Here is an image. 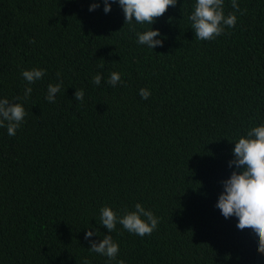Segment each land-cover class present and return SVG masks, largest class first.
Listing matches in <instances>:
<instances>
[{"label": "trees", "instance_id": "trees-1", "mask_svg": "<svg viewBox=\"0 0 264 264\" xmlns=\"http://www.w3.org/2000/svg\"><path fill=\"white\" fill-rule=\"evenodd\" d=\"M237 3L223 4L235 27L199 40L196 0L135 31L118 2L106 14L103 0H0V100L26 111L14 136L0 127V264H264L258 237L216 207L235 142L264 125V0ZM151 27L153 50L136 35ZM32 69L45 75L28 84ZM136 204L158 218L151 235L101 225V208ZM105 235L115 260L89 251Z\"/></svg>", "mask_w": 264, "mask_h": 264}, {"label": "clouds", "instance_id": "clouds-1", "mask_svg": "<svg viewBox=\"0 0 264 264\" xmlns=\"http://www.w3.org/2000/svg\"><path fill=\"white\" fill-rule=\"evenodd\" d=\"M122 8L125 16V24L130 30L135 31L136 24H152L161 17L167 9L175 7L177 0H103L104 12L111 11V4L117 3ZM224 0H196L193 13L189 16L192 22V29L195 37L199 40H213L224 32L223 26L235 27L237 17L229 14L225 17L223 13ZM232 8L239 11L237 0H231ZM99 7V3H93L89 11H94ZM137 43L146 45L150 49L163 46V41L156 39L160 36L158 30H147L137 32ZM31 43H34L32 41ZM28 84L41 79L45 72L41 69L25 70L21 73ZM60 74L57 73V76ZM102 76L97 74L93 78L96 85L101 83ZM121 81V76L117 72L111 73L107 83L116 86ZM61 85H48L46 100L54 103L56 94L60 91ZM32 93V88L25 89L24 96L27 98ZM139 95L147 100L151 92L148 89H140ZM19 99V98H17ZM84 92H75V100L83 102ZM26 111L19 103H10L7 99L0 100V127L7 122V132L9 136H14L16 130L24 121ZM234 160L230 161L229 167L233 165L237 169L233 171L231 177L223 181V192L219 196L216 207L221 214L228 219L235 216L238 218L236 225L239 230L251 229L258 237V253L264 254V125L252 127L246 137H241L235 142L233 150ZM142 217H146L142 219ZM100 223L109 233L115 230L117 223L123 226L128 232L140 237L151 235L157 228L158 218L151 211H146L140 204H136L135 211L125 212L123 216L117 214L109 207L100 209ZM97 233L87 231L85 240H89ZM90 252L106 256L109 260H115L119 252V246L111 235H105L99 243L90 240ZM87 264V261L84 262ZM118 264H124L120 260Z\"/></svg>", "mask_w": 264, "mask_h": 264}]
</instances>
